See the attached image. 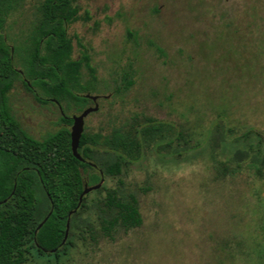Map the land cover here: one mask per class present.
<instances>
[{
    "label": "rangeland",
    "instance_id": "obj_1",
    "mask_svg": "<svg viewBox=\"0 0 264 264\" xmlns=\"http://www.w3.org/2000/svg\"><path fill=\"white\" fill-rule=\"evenodd\" d=\"M39 1L21 0L8 15L4 34L9 44L24 40ZM77 3L88 18L67 26L72 56L86 47L101 81L97 109L84 117V127L104 131L142 113L186 130L194 140L216 123L236 132L264 131V0ZM15 64L19 68L17 59ZM125 71L134 79L128 90L115 94L102 87L120 85ZM81 72L83 79L89 77L85 68ZM24 81L21 76L14 82L9 104L31 136L42 138L65 126L61 115L78 114L46 101ZM213 176L207 152L190 150L173 158L147 150L122 175L124 185L138 195L141 225L118 230L113 239L100 236L96 243L77 240L65 264H218L220 240L235 231L230 209L243 192L249 196L247 185L257 182L247 173L224 182ZM103 182L113 184L104 177Z\"/></svg>",
    "mask_w": 264,
    "mask_h": 264
},
{
    "label": "trees",
    "instance_id": "obj_2",
    "mask_svg": "<svg viewBox=\"0 0 264 264\" xmlns=\"http://www.w3.org/2000/svg\"><path fill=\"white\" fill-rule=\"evenodd\" d=\"M19 2L0 0V264H65L77 240L96 243L100 236L113 239L118 230L139 227L143 219L138 195L124 185L122 175L152 148L173 158L190 150L207 152L215 180L247 173L257 182L247 185L249 196L243 192L238 206L230 209V228L235 231L220 240L216 259L218 264H264V131L248 127L236 132L216 123L194 140L171 123L134 113L104 131L83 127L78 152L84 161L72 153V117L67 113L60 117L65 126L42 138L31 136L9 104V92L19 77L27 87H37L46 101L77 113L94 102L85 94L99 93L101 81L86 47L72 56L67 26L88 18L79 13L77 0H40L24 40L9 44L4 26ZM133 82V73L125 71L120 85L114 81L102 87L117 94ZM103 177L113 184L101 183L79 203L84 184L95 185Z\"/></svg>",
    "mask_w": 264,
    "mask_h": 264
},
{
    "label": "water",
    "instance_id": "obj_3",
    "mask_svg": "<svg viewBox=\"0 0 264 264\" xmlns=\"http://www.w3.org/2000/svg\"><path fill=\"white\" fill-rule=\"evenodd\" d=\"M86 97L90 98L92 101H94V106H88L84 108L80 113L78 114H72V123L70 125V144H71V150L73 155L78 158L81 161H84L83 157L79 154L78 152V145H79V140L83 131L84 127V117L91 111H94L97 109V104L95 103L98 95L97 94H85ZM102 182V179L95 185H87L84 184V189L82 193L79 196V203L81 201L82 195L87 193L88 191L98 188ZM50 213V212H49ZM48 213V214H49ZM47 217V216H46ZM45 217V218H46ZM44 218V219H45ZM41 226V223L38 224L37 228ZM68 226H69V218L66 221V227H65V234H64V239L67 236L68 232ZM63 239V241H64Z\"/></svg>",
    "mask_w": 264,
    "mask_h": 264
}]
</instances>
